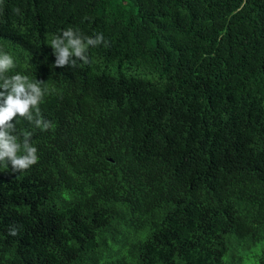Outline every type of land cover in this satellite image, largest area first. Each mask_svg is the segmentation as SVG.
<instances>
[{
  "label": "trees",
  "instance_id": "obj_1",
  "mask_svg": "<svg viewBox=\"0 0 264 264\" xmlns=\"http://www.w3.org/2000/svg\"><path fill=\"white\" fill-rule=\"evenodd\" d=\"M68 28L109 46L54 67ZM0 52L52 124L13 121L0 264H264V0H0Z\"/></svg>",
  "mask_w": 264,
  "mask_h": 264
},
{
  "label": "clouds",
  "instance_id": "obj_2",
  "mask_svg": "<svg viewBox=\"0 0 264 264\" xmlns=\"http://www.w3.org/2000/svg\"><path fill=\"white\" fill-rule=\"evenodd\" d=\"M19 12L17 8L16 13ZM101 44L109 46L103 34L87 37L72 28L63 30L50 41L54 67H76L78 62L87 65L90 63L89 47ZM15 66L11 55L0 52V165L7 169L10 164L11 172L19 173L35 165L39 157L31 142L32 132L23 131L21 140L14 134L16 124L13 121H28L41 131L49 130L52 124L41 116L40 103L45 95L41 87L43 82L30 80L20 73L9 75ZM17 234L15 228L10 229L9 235Z\"/></svg>",
  "mask_w": 264,
  "mask_h": 264
},
{
  "label": "rangeland",
  "instance_id": "obj_3",
  "mask_svg": "<svg viewBox=\"0 0 264 264\" xmlns=\"http://www.w3.org/2000/svg\"><path fill=\"white\" fill-rule=\"evenodd\" d=\"M249 264H250V262H249Z\"/></svg>",
  "mask_w": 264,
  "mask_h": 264
}]
</instances>
